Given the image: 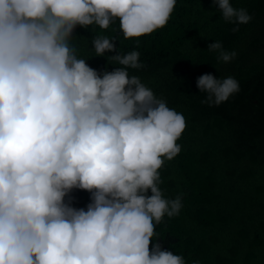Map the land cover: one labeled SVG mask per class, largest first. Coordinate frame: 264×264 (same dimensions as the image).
<instances>
[{"label": "clouds", "instance_id": "9594fccd", "mask_svg": "<svg viewBox=\"0 0 264 264\" xmlns=\"http://www.w3.org/2000/svg\"><path fill=\"white\" fill-rule=\"evenodd\" d=\"M176 4L0 0V264H186L159 243L150 250L156 225L183 207L180 195L164 197L159 170L181 152L184 115L129 74L139 52L94 37L95 56L115 51L123 66L98 72L70 43L77 25L117 19L125 38L150 34ZM213 4L233 31L253 19L230 0ZM208 50L222 63L237 56L219 41ZM197 87L209 106L240 91L235 77L212 74ZM74 189L91 193L86 210L72 205Z\"/></svg>", "mask_w": 264, "mask_h": 264}, {"label": "trees", "instance_id": "16d2710c", "mask_svg": "<svg viewBox=\"0 0 264 264\" xmlns=\"http://www.w3.org/2000/svg\"><path fill=\"white\" fill-rule=\"evenodd\" d=\"M230 2L253 17L239 31L213 0H177L168 23L150 34L125 38L117 19L107 29L77 25L70 41L98 72L123 66L115 51L95 56L94 37L114 39L121 55L139 52L142 67L129 74L184 115L181 152L159 170L164 197L180 195L183 207L156 225L150 250L159 243L186 264H264V0ZM215 41L236 58L219 62L208 50ZM204 74L235 77L240 91L219 106L202 103L207 94L197 79ZM69 195L77 208L91 202L87 190Z\"/></svg>", "mask_w": 264, "mask_h": 264}]
</instances>
